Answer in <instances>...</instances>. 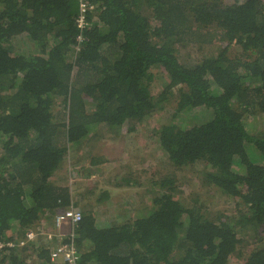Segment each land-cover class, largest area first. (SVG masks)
Listing matches in <instances>:
<instances>
[{
    "label": "trees",
    "instance_id": "obj_1",
    "mask_svg": "<svg viewBox=\"0 0 264 264\" xmlns=\"http://www.w3.org/2000/svg\"><path fill=\"white\" fill-rule=\"evenodd\" d=\"M79 16L78 0H0V264H66L51 253L73 237L80 264H264V130L247 125L264 115V0H90ZM143 125L173 171L103 222L111 192L76 178ZM198 164L233 211L183 194ZM71 205L74 236L48 239Z\"/></svg>",
    "mask_w": 264,
    "mask_h": 264
},
{
    "label": "rangeland",
    "instance_id": "obj_2",
    "mask_svg": "<svg viewBox=\"0 0 264 264\" xmlns=\"http://www.w3.org/2000/svg\"><path fill=\"white\" fill-rule=\"evenodd\" d=\"M211 46L213 49H218L220 44H213ZM191 50L190 48L184 51L191 52ZM157 75L158 77L154 81L153 89H156L157 85L163 82L159 73ZM162 119L161 117L158 122L160 123ZM247 125L254 131L264 130V115L260 114L255 117H248ZM148 127L150 126H141L135 134H132L133 137H124L122 138L123 140L118 137L111 138V136H109L108 141L105 144H101L102 148L100 152L98 148L95 147V151L109 158V161L105 163L102 168H94V170L97 171V175L95 176L96 179L87 182L94 183L96 181L99 185V191L102 192L104 189L110 191L112 194V197L107 203V207L104 209L106 216L103 222L106 221V218L111 219L110 216L113 215L114 211H117L119 214L117 218L119 222L133 218L137 213L136 209L140 208L139 198H145L143 202L146 206H150L154 195V190L151 189L155 187L151 184L150 177L160 180L162 177L168 175L170 170L173 171V166L160 151L157 143H154L153 138L148 136ZM123 141L125 142L122 143ZM72 156L77 157L76 159L84 157L81 152L74 153ZM88 161L89 159H87V163ZM83 163L85 164L86 160ZM126 165H129V167ZM201 169L202 167L198 164L178 172L177 177L179 178L177 184L180 185L181 191L185 192L183 194L189 198L191 195L190 192L199 191L202 195L201 201L206 207L217 212L226 211L230 213L231 209V211H233L234 205L232 206L228 197L213 192V189L211 193H208L207 190L209 189L203 187V178L200 177L199 173ZM130 173L133 176V180H137L138 183L142 185H133L125 188L116 187L117 180L121 181L124 177H130ZM76 180L77 182L81 181L78 179V176ZM80 183L83 184V182ZM146 189H149L150 192L146 193ZM128 200H130L132 204L127 203ZM100 220H102V218ZM67 227L69 228V226ZM231 264H241V262H239L238 259H234L231 261Z\"/></svg>",
    "mask_w": 264,
    "mask_h": 264
},
{
    "label": "built area",
    "instance_id": "obj_3",
    "mask_svg": "<svg viewBox=\"0 0 264 264\" xmlns=\"http://www.w3.org/2000/svg\"><path fill=\"white\" fill-rule=\"evenodd\" d=\"M79 1V9H80V16L78 18V25L79 27H84L87 11L90 6V0H78ZM82 220V212L77 205H71L63 212L58 213L55 216V230L56 233L48 232V239H53L55 234L62 237L64 234L61 231V228L64 225L70 227V233L72 232V237L74 236L73 226L76 225L78 222ZM36 232L30 231L29 236L30 238L35 237ZM25 241H22L21 244H24ZM5 246H12V243L5 244L0 242V249L4 248ZM51 260L52 261H61L66 264H80V254L78 249L74 243V237L71 243H62L61 239L60 242L56 241L51 253Z\"/></svg>",
    "mask_w": 264,
    "mask_h": 264
},
{
    "label": "crops",
    "instance_id": "obj_4",
    "mask_svg": "<svg viewBox=\"0 0 264 264\" xmlns=\"http://www.w3.org/2000/svg\"><path fill=\"white\" fill-rule=\"evenodd\" d=\"M97 175V171L93 170L91 176H86V175H83V174H78V179L83 181V184L89 182L90 180L92 179H96L95 176ZM98 178V177H97ZM77 181V180H76ZM96 182V181H95ZM77 187V186H75ZM65 227V228H64ZM64 230V231H63ZM70 230V227L68 228L67 225H64L62 228H61V231L63 232V234L67 233L68 231Z\"/></svg>",
    "mask_w": 264,
    "mask_h": 264
}]
</instances>
